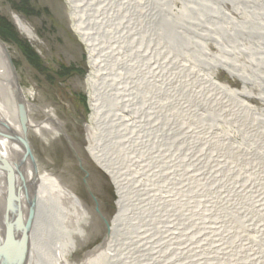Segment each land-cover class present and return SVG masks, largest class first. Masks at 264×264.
Returning <instances> with one entry per match:
<instances>
[{"label": "bare ground", "instance_id": "bare-ground-1", "mask_svg": "<svg viewBox=\"0 0 264 264\" xmlns=\"http://www.w3.org/2000/svg\"><path fill=\"white\" fill-rule=\"evenodd\" d=\"M64 1L69 26L87 48L89 60L83 85L92 115L85 123V145L96 168L108 172L116 185L118 212L109 221L108 239L79 261L70 258L77 247H87L90 238L98 237L100 228L106 237L105 224H92L95 213L90 211L91 216L31 151V135L49 140L65 131L56 114L48 111L44 121L33 124L34 104L25 97L29 126L22 137L18 95L13 94L18 77L12 72L7 47L0 44V264H203L221 256L229 264H243L248 254L233 226L227 231L236 235L238 249L229 253L231 258L226 257L230 247L211 248L220 243L216 238L222 232L220 224L222 228L241 223L230 211L239 207L233 196L250 200L252 195L250 201L262 205L264 184L256 183L258 195L251 184L247 186L249 195L247 187L235 182L234 192L224 194V200H234V205L221 203L227 215L215 210L212 215L217 220L206 222L207 214L194 220L215 237L192 241L197 233L192 216H187L185 176L192 180H187L189 186H200L202 179L189 173L193 163L182 162L166 148L187 142L202 154L206 147L214 149L205 153L211 156L221 146L234 163L244 162L238 166L239 175L244 176L247 163L264 169V0ZM9 17L30 44L43 46L23 15L11 10ZM212 44L216 52L210 51ZM235 54L245 55L246 63ZM210 66L240 79L242 89L216 80L208 72ZM248 98L259 99L262 105L255 107ZM205 114L212 116V130H206L210 134L197 123ZM218 118L236 126L234 138L219 130ZM185 135L190 140L185 142ZM23 138L31 156L21 147ZM220 157L233 167L228 153L217 154L215 163L221 164ZM200 161L196 156V166ZM162 179L167 191L161 194L163 187L157 181ZM195 208L203 209V214L213 209L201 201ZM99 216L103 221L105 217Z\"/></svg>", "mask_w": 264, "mask_h": 264}, {"label": "rangeland", "instance_id": "rangeland-1", "mask_svg": "<svg viewBox=\"0 0 264 264\" xmlns=\"http://www.w3.org/2000/svg\"><path fill=\"white\" fill-rule=\"evenodd\" d=\"M21 2L22 0H0V16L12 23L9 13L11 10H15L23 15L31 25H33L43 46L38 47L37 45L30 44L18 32L17 28L12 23L18 38L27 43L39 55L41 58V66H34V64L29 62V59L25 57L22 50H20V47L14 42L9 39L3 40L1 37L0 38L7 47L10 58L16 68L15 70L18 77V84L24 97H26L27 101L34 104L30 111L33 124L44 121L47 116H49L48 111L52 110L56 114L57 119L60 122H63L65 126V131H62V134L59 133L54 137H49L50 130L46 131L45 134L47 135L46 137H49V140H44L46 138L41 139L36 135H31V151L35 156H37L38 163L45 168L46 171H49L62 179V182L70 189V191H72V193H74L81 200V202L84 203V208L89 209V212L92 211L95 213L94 217H92L91 223H96L98 226H104L105 223H103L99 214L101 213V215L106 218L107 222L111 221V219L115 217L118 212L119 197L116 185L113 183V180L110 179L109 173L96 168V164L94 163L92 157H90L85 145V123L88 122L92 115L91 105L89 103V93L86 90V85H83V80L86 79L90 71L89 60L87 59V48L79 40V38H77L72 27L69 26V16L66 15L64 0H26L24 5H22ZM20 5L24 6L23 8L25 10H32V13L22 12L19 8ZM210 51L216 52V48L213 44L210 47ZM236 56H239L240 62L246 63L245 61L247 60V57L245 55L237 54ZM70 66L76 67L75 70H81V72H77L75 70L71 71L74 68H70L65 71V69ZM63 71L64 79L60 78L63 75ZM208 72L211 74L213 72L216 80L232 89L241 90L243 87L240 79L236 77L232 78L227 72H225V70L210 66ZM248 87L251 88L253 92L257 90L255 87ZM82 96L84 99L81 100ZM248 101L255 107L262 105V102L259 101V99L248 98ZM71 103L83 108V114H85V121L83 123V127L81 128L83 131L80 132L81 143L78 146L74 144L73 147L70 146V142L78 139L79 137L76 138L70 136V129H72V126L69 122L66 106ZM211 117L212 116L210 114H205L197 119V123H200V127L203 132L206 130H212ZM218 123L219 130L224 133V136L227 132L234 138L237 131L235 125L229 121L223 122V120L219 118ZM208 133L210 134V132ZM188 135L184 136L185 142L186 139L190 140V135ZM197 136L203 137L201 133H198ZM235 140L240 141V137H237ZM219 141L224 140L219 139ZM75 149H77L78 154L80 153L79 158H81L80 155L82 156L81 161L83 159H87L95 171L99 170L96 173L103 176H101L103 179V185H99L98 180L92 181L89 176L84 173L83 169H90L86 168V166L84 167L83 164L80 166V160ZM166 149L168 152L174 153L178 158H181L182 162L184 161L185 163V161H188L189 164L193 163L194 165L188 169L189 173L192 175L198 174L202 179V184L200 186H198L197 183L189 186V181L187 182V180H191V178L185 174L187 179L185 178L184 186H186L187 199L190 203H188L189 209L187 211V216L188 219H190L191 215V220L193 221L197 220L199 217L204 218L205 214H207L208 217L205 219L206 222L208 220L214 221L216 216L212 214L213 212L215 213V210H217L215 214H218V212L221 214V212L224 213L225 211L227 215V212L221 203L226 202L234 205V200H232L233 202L230 200H224V194L234 192L235 187L242 185L247 187L251 184L253 192L256 194L258 191L257 184H264V173H260V170H264L262 166L258 167L254 166L252 163H247V165H245L246 171L244 172V176H241L239 175V171H237V169L238 166L244 162L236 161L237 163H234L233 161L235 159L230 155L228 150L227 153L230 159L229 162H233V167L230 169L227 164H224L222 157L218 159L221 164L215 163V157L217 154L220 156L227 154L221 150V146L216 147L215 153L211 156L205 155V153H213L214 149L206 147L205 152H203L204 154H202L197 152L198 149L195 146L192 147L187 142L183 145V147L181 146L180 148H177V146H172V148L169 149L168 147ZM198 155H200L201 159L199 167L196 166L197 164L194 162L196 156L198 158ZM205 158H208L210 162L215 163V165L207 163ZM184 167L186 169L187 165L185 164ZM205 168L208 170H205ZM259 173L260 175H258ZM165 180L166 179L157 181L158 186L163 187V182ZM244 180H246L247 183ZM237 181L239 182V185L235 184ZM88 184L91 186L88 187ZM92 184L94 186H92ZM248 188L249 187L246 188L247 192L245 193L250 195V190ZM261 189L264 191V188ZM165 191H167V188L163 187L161 194ZM233 198H238L237 206L239 207L238 209L232 208L230 211L231 213L233 212L232 215L241 218V223L227 224L222 228L220 224L222 232L216 237L217 239H220V243L219 245L213 244L212 247L214 248H211V250L219 251L221 244H224L223 246L227 247V249L228 247H230V249L232 248L231 250L228 249V253L226 255V257L231 258L229 253L237 251L236 248L238 249V245L234 241L236 235L227 231L230 226H233L231 229L236 228L237 232L240 234L239 238H241V241L239 242L244 244L245 247H243L245 251H247L246 254H248L246 260L243 261V264H264V203L259 205L254 201H250L252 199V195H250V200L248 198L243 199L239 194L233 196ZM198 201H201L203 206L213 209L210 212L207 211V213L203 214V209L199 210L198 208H195ZM165 203L166 202L163 201L161 204L165 206ZM103 206L106 207L103 208ZM96 211H99L100 213L98 212L99 214H97ZM102 229L103 228H100V234L98 237L92 239L90 238L88 240L87 247H82V249L77 247V250L70 255V258L75 261H79L83 258V254L85 252H88L92 248L98 246L100 242L108 239L103 237L104 229ZM219 231L215 232V235L218 234ZM194 232L197 234L195 233L196 238L194 237L192 241L198 242L204 237H207V239H213L215 237L209 234L208 230L201 226V224H197V222H195L194 225ZM159 235L160 234H157L156 239H160ZM178 241L180 243V240ZM200 252L201 251L198 250L197 255ZM203 256H205V254H203ZM227 260L228 259L221 256L218 259L212 257V259L205 260V263L202 262L203 260H200V262L203 264H229Z\"/></svg>", "mask_w": 264, "mask_h": 264}, {"label": "flooded vegetation", "instance_id": "flooded-vegetation-1", "mask_svg": "<svg viewBox=\"0 0 264 264\" xmlns=\"http://www.w3.org/2000/svg\"><path fill=\"white\" fill-rule=\"evenodd\" d=\"M81 69V68H80ZM75 69H72L71 71H74ZM75 71H80L81 72V70H75ZM60 78H62V79H64V71H63V75H62V77H60ZM72 101V100H71ZM81 103V102H80ZM66 112H67V115H68V118H69V122H70V125L72 126V129H70L71 131H70V136H72V137H76V138H78V139H76V140H73L72 142H70V146H74V144L76 145V146H78L80 143H81V140H80V132L81 131H83L81 128L83 127V121H84V115L85 114H83V108H81L80 106H78V105H76V104H74V103H71V104H67V106H66ZM68 133V132H67ZM69 134V133H68ZM75 148V147H74ZM76 150V153H77V155H78V158H79V154H78V151H77V149H75ZM80 157L81 158H79V162H80V166L83 164V166L85 167L86 166V168H88V169H90V170H87V169H83L84 170V173H86V171L85 170H87L88 171V176H89V178L92 180V181H97L98 180V184L99 185H103V179H102V175L101 174H97L96 172L97 171H99V170H97V171H95L94 170V168H92L91 167V165L89 164V162H88V160L87 159H83L82 161H81V159H82V156L80 155ZM102 176V177H101ZM83 179V178H82ZM83 182H84V180H83ZM88 186H91L90 184H88ZM92 186H94L93 184H92ZM95 197V196H94ZM98 206H99V202H98ZM104 207H106V206H103V208ZM99 208V207H98ZM102 208V210L104 211V209ZM104 213V212H103ZM107 214V213H106Z\"/></svg>", "mask_w": 264, "mask_h": 264}, {"label": "trees", "instance_id": "trees-1", "mask_svg": "<svg viewBox=\"0 0 264 264\" xmlns=\"http://www.w3.org/2000/svg\"><path fill=\"white\" fill-rule=\"evenodd\" d=\"M25 2L26 0H22L21 4L24 5ZM22 5L19 6L22 12L32 13V10H25L23 8L24 6ZM0 37L3 40L9 39L12 42H14L16 45H18L20 47V50H22L23 54L25 55V57L29 59V62L34 64V66L36 65L41 66V58L39 57V55L27 43L23 42L18 38V35L15 32L12 23L1 16H0ZM68 69L69 68L65 69V71H67ZM82 99H84L83 96L81 100Z\"/></svg>", "mask_w": 264, "mask_h": 264}, {"label": "water", "instance_id": "water-1", "mask_svg": "<svg viewBox=\"0 0 264 264\" xmlns=\"http://www.w3.org/2000/svg\"><path fill=\"white\" fill-rule=\"evenodd\" d=\"M0 44H4V42L1 40V38H0ZM7 54L9 55L8 52H7ZM8 59H9V62H10L11 68H12V72L15 76L16 75V70H15L16 68H15L12 60L10 59V57H8ZM14 92H15V93H13L14 95H18L17 102H16V112H17V118L19 119L18 122L20 125V130L22 131V137L25 138L26 132H27V129L29 126L28 125V117H27V108H26L25 101H24L25 97H24L22 90H21L18 83H17V86H16ZM84 121H85V118H84ZM24 138H23V141H24L25 145H24V147L23 146H21V147L23 149L27 150L28 156H31L29 146H28V144ZM31 159H32V157H31ZM32 162H33V159H32ZM96 212H99V211H96ZM100 215H101V213H100ZM101 216L103 217V215H101ZM103 223H105V228H106V233H107V236L105 238H108L110 236V222H107V220L105 218H103Z\"/></svg>", "mask_w": 264, "mask_h": 264}]
</instances>
